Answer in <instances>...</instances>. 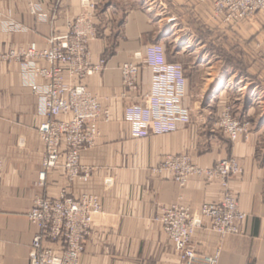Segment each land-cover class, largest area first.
Masks as SVG:
<instances>
[{
  "label": "crops",
  "instance_id": "0c3cea01",
  "mask_svg": "<svg viewBox=\"0 0 264 264\" xmlns=\"http://www.w3.org/2000/svg\"><path fill=\"white\" fill-rule=\"evenodd\" d=\"M34 2L36 15L27 0H0L1 54L31 44L47 47L52 37L66 33L68 22L83 12L87 2L97 5L101 36L91 44V51L94 61L103 59L106 66L84 85L109 109L110 122L100 123L97 145L83 151L80 162L92 169L111 167L114 171L111 181L96 170L88 183H71L64 170H48L40 185L46 146L38 132L44 122L37 114L38 101L23 83L20 63L0 61V264H29L33 229L27 213L36 197L58 199L65 190L75 198L96 196L104 207V214L94 220L82 264H179L172 242L154 222L163 208L174 206L190 209L201 220L192 237L198 254H218V264H264V13L229 24L212 19L210 1L153 0L149 5L141 0ZM154 44L164 46L168 62L185 66L188 58H194L192 65L185 66V104L193 124L172 135L138 141L124 117L132 100L121 98L120 68L141 63L147 47ZM189 45L193 47L187 52ZM111 47L115 48L113 56L105 58ZM191 71L203 73L201 94H197L201 109L196 114L188 100ZM150 81V71H143L144 91ZM227 88L226 94L221 93ZM229 103L236 116L251 123L247 141L232 142L212 127ZM175 154H186L204 168L229 158L240 163L243 172L230 178L229 189L247 215L239 224L241 234L220 237L200 217L204 204L222 201L225 192L219 183L195 177L180 187L168 175L153 174L152 167Z\"/></svg>",
  "mask_w": 264,
  "mask_h": 264
},
{
  "label": "built area",
  "instance_id": "2783aa9c",
  "mask_svg": "<svg viewBox=\"0 0 264 264\" xmlns=\"http://www.w3.org/2000/svg\"><path fill=\"white\" fill-rule=\"evenodd\" d=\"M71 1V0H67ZM211 2L212 19L229 24L241 23L264 12V0H198ZM30 12L37 13L34 0H27ZM97 5L87 2L83 12L68 22L62 36L52 37L48 46L31 44L27 49L0 53L2 62L21 65L23 83L38 101L37 114L44 122L38 132L46 146L45 161L39 175L44 185L48 170L62 169L69 182L88 183L96 170L111 181L114 168L92 169L81 165V153L94 148L101 136L99 125L110 122V111L98 96L84 85L88 78L101 73L106 61H94L91 44L99 38ZM47 64L42 67L40 63ZM123 93L132 103L125 109V121L131 126L134 140L172 135L193 124L186 106L188 80L182 63L168 62L166 50L160 44L147 47L141 63L121 66ZM143 71H150L148 91L140 82ZM42 80V86L36 81ZM75 81H77L75 83ZM62 118H64L62 120ZM1 123V115H0ZM232 142L248 140L251 123L235 115L232 104H225L212 124ZM154 175H168L180 187L192 178L217 182L225 192L222 201L204 204L200 217L220 237L241 234L239 224L247 218L236 197L230 192L229 180L240 176L243 169L234 159H223L213 167H199L186 154L167 155L151 168ZM3 163L0 159V187ZM167 180V179H166ZM104 214L103 204L93 195L75 198L63 191L58 199L38 196L27 213L33 229L29 264H82L81 257L97 216ZM154 222L161 234L169 239L179 257V264H218L219 255H200L192 244L195 229L201 223L188 208H163Z\"/></svg>",
  "mask_w": 264,
  "mask_h": 264
},
{
  "label": "rangeland",
  "instance_id": "374dc122",
  "mask_svg": "<svg viewBox=\"0 0 264 264\" xmlns=\"http://www.w3.org/2000/svg\"><path fill=\"white\" fill-rule=\"evenodd\" d=\"M149 2L152 3L153 0H141V3L143 5H147V4L149 5ZM188 47L186 48L187 52L190 49H192L193 45H189ZM193 62H194V58L193 57L188 58L185 61V66H190V65L193 64ZM204 77H205V75H204ZM201 78H203V73H201V72H193V71L189 72L190 84H189V99L188 100H189V106L191 107V110H193L192 114L194 112H195L194 114H196L198 112V110L201 109V104H200V102L197 101L198 100V98H197L198 95L197 94H201ZM220 112H221V110L219 111V113Z\"/></svg>",
  "mask_w": 264,
  "mask_h": 264
},
{
  "label": "trees",
  "instance_id": "16d2710c",
  "mask_svg": "<svg viewBox=\"0 0 264 264\" xmlns=\"http://www.w3.org/2000/svg\"><path fill=\"white\" fill-rule=\"evenodd\" d=\"M98 32H99V37H100V36H101V33H100L99 25H98ZM114 49H115L114 47L109 48V49L107 50L106 54L104 55L105 58H109V57L113 56V54H114Z\"/></svg>",
  "mask_w": 264,
  "mask_h": 264
},
{
  "label": "bare ground",
  "instance_id": "6f19581e",
  "mask_svg": "<svg viewBox=\"0 0 264 264\" xmlns=\"http://www.w3.org/2000/svg\"><path fill=\"white\" fill-rule=\"evenodd\" d=\"M189 48V47H188ZM230 89V88H229ZM229 89L227 88V89H224L221 93H223V94H226L228 91H229ZM225 91H227V92H225ZM45 156H46V153H45Z\"/></svg>",
  "mask_w": 264,
  "mask_h": 264
}]
</instances>
